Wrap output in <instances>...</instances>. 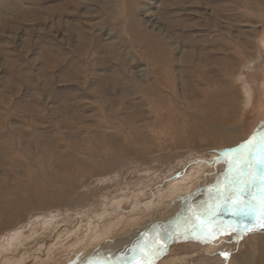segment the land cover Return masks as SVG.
Listing matches in <instances>:
<instances>
[{
  "label": "rangeland",
  "instance_id": "rangeland-1",
  "mask_svg": "<svg viewBox=\"0 0 264 264\" xmlns=\"http://www.w3.org/2000/svg\"><path fill=\"white\" fill-rule=\"evenodd\" d=\"M263 31L264 0H0V264H76L101 246L100 262L134 264L171 197L197 185L202 196L180 213L194 230L168 245L160 227L145 264H242L247 251L262 260L264 188L232 191L228 213L219 205L229 193L204 196L240 170L264 182L259 139L262 153L249 152L255 132L232 146L213 132L239 120L236 75L252 88L247 128L264 121ZM237 56L259 58L244 67L250 57ZM138 229L132 249L123 236Z\"/></svg>",
  "mask_w": 264,
  "mask_h": 264
},
{
  "label": "bare ground",
  "instance_id": "bare-ground-1",
  "mask_svg": "<svg viewBox=\"0 0 264 264\" xmlns=\"http://www.w3.org/2000/svg\"><path fill=\"white\" fill-rule=\"evenodd\" d=\"M255 34V33H254ZM259 34V33H258ZM258 37L256 38V40L257 39H261L262 40V42L264 43V31H263V33H261L260 35H257ZM251 41V40H250ZM255 54V53H254ZM249 55V54H248ZM239 59L237 60V61H239V63L240 62H243L242 60H248V57H250L249 59H251V62H249L248 64H246L244 67H249L250 66V64H252L253 62H256V60L259 58V56H257L256 58L254 57H251V56H246L247 58H245V56H237ZM246 60V61H247ZM230 62V61H229ZM242 65V64H241ZM240 65V66H241ZM231 66V65H230ZM228 67V66H227ZM234 68V67H233ZM237 68H234V69H231V68H229V70H227V69H224V73L223 74H226V76H228V75H230V76H234L236 73H237V71L238 70H240L239 69V67H238V69L236 70ZM152 70H153V68H152ZM232 77H231V79H232ZM233 78H235V80L238 82V83H241V85H242V89H243V91L242 92H244V94H245V97H244V100H243V102H241L242 104H240V105H242L241 106V110H239L240 112H241V115H240V117H239V120H238V122L237 123H226L225 125H224V127H217L218 125H216V126H214L213 128H215L214 130L215 131H213V132H216L217 134H219V136L221 135H226V139H227V141H228V144L229 145H231L232 146V144L234 145V144H236V143H238V142H240L241 140L243 141L244 139L243 138H245V137H247L246 136V134H248V133H250V132H255V136H254V141L252 142V145H251V149L249 150V152H251L252 153V155H257V153H255V150H258V143H261V144H264V141L262 140L263 139V136H264V127H262V126H264V121L262 122V124L259 126V128L257 129V130H255V129H253V130H251V129H248L247 128V126H246V123H245V118H244V115H245V112L247 111L246 109L248 108L247 106L251 103V99H252V88L250 87V86H248L247 85V83H246V79H244V78H240V75L239 76H234ZM225 79H227V78H225ZM235 81V82H236ZM257 82H259V81H257ZM235 84V83H234ZM250 85V84H249ZM258 87V86H257ZM260 87V86H259ZM224 91H225V89H224ZM228 91H229V89H228ZM226 92H227V90H226ZM244 96V95H243ZM232 97V96H231ZM234 98H235V96H233ZM225 99V98H224ZM236 99V98H235ZM243 99V98H242ZM234 102V101H233ZM239 102V101H238ZM232 103V102H231ZM236 103V102H235ZM226 104V103H225ZM228 104V103H227ZM226 104V105H227ZM198 105V104H197ZM234 105H236V104H234L233 103V106ZM239 105V104H238ZM200 106V105H199ZM262 106V105H261ZM195 107V106H194ZM208 107V106H207ZM206 107V108H207ZM199 108V107H198ZM263 108V110H264V106L262 107ZM205 109V108H204ZM225 109H228L227 107L225 108ZM200 110H201V108H200ZM207 110V109H206ZM217 110V109H216ZM198 111V110H197ZM210 111V110H209ZM223 111V110H222ZM243 111V112H242ZM193 112H194V109H193ZM218 112H221V111H218ZM228 112V111H227ZM236 112V111H235ZM170 115H171V117L173 118L174 117V115H173V113H172V110H170ZM195 113V112H194ZM196 113H198V112H196ZM195 113V114H196ZM233 113V112H232ZM200 114V113H199ZM219 114V113H218ZM206 115V114H205ZM227 115H229V113L227 114ZM234 115H237L236 113H234ZM247 115V114H246ZM222 116V115H221ZM203 118V117H202ZM208 118V117H207ZM210 118H211V116H210ZM214 118V117H213ZM221 118H224V115H223V117H221ZM198 119H201V118H198ZM209 119V118H208ZM212 119V118H211ZM226 119H227V117H226ZM225 119V120H226ZM214 120H215V118H214ZM213 120V121H214ZM222 120V119H221ZM245 120V121H244ZM194 121V120H193ZM196 121H197V119L195 120V123H196ZM217 121V120H216ZM219 121V120H218ZM232 121H234L235 122V120H232ZM205 122V121H204ZM207 122V121H206ZM205 122V123H206ZM182 123V122H181ZM185 123H186V121H185ZM184 123V124H185ZM201 123H202V121H201ZM180 124V123H179ZM191 124V123H190ZM216 124H217V122H216ZM219 124V123H218ZM183 125V124H182ZM205 125V124H204ZM208 125V124H207ZM210 125V124H209ZM179 126V125H178ZM195 127V126H194ZM196 128V127H195ZM209 128V127H208ZM198 129V128H197ZM248 129V130H247ZM199 130V129H198ZM203 130H205V129H203ZM202 130V131H203ZM206 130H207V128H206ZM251 130V131H250ZM212 131V130H211ZM207 133V132H206ZM164 134V133H163ZM163 134H161V135H163ZM165 134H167V133H165ZM171 134V133H170ZM173 134H175V133H173ZM204 133H202V135H203ZM250 134H252V133H250ZM157 135V134H156ZM187 135V134H186ZM199 135V134H198ZM214 135V134H213ZM191 136V135H190ZM207 136V135H206ZM215 136H216V134H215ZM144 137V136H143ZM154 137V136H153ZM152 137V138H153ZM161 137V136H160ZM171 137V136H170ZM174 137H177V136H175L174 135ZM145 138V137H144ZM157 138H158V136H157ZM163 138V137H162ZM164 138H166V135H165V137ZM164 138H163V140H164ZM168 138V137H167ZM210 138H214V137H212V136H210ZM145 139H147V138H145ZM171 139V138H170ZM173 139V138H172ZM171 139V140H172ZM175 139V138H174ZM177 139V138H176ZM225 139V138H224ZM224 139H223V141H224ZM253 139V138H252ZM259 139V142L257 143V140ZM142 140H143V138H142ZM162 140V139H161ZM133 141L135 142V140L133 139ZM137 141V140H136ZM157 141V140H156ZM166 142H167V140H165ZM164 141V142H165ZM170 141V140H169ZM168 141V142H169ZM175 141V140H174ZM173 141V142H174ZM222 141V140H221ZM158 142H159V140H158ZM157 142V143H158ZM154 143V142H153ZM191 143V142H190ZM189 143V144H190ZM221 143V142H220ZM220 143L217 145V146H219L220 145ZM247 143H249V142H247ZM158 144H160V143H158ZM193 144V142L191 143V145ZM224 144H226V143H224ZM227 144V145H228ZM240 144V143H239ZM161 145V144H160ZM163 145V144H162ZM166 145V144H165ZM223 145V144H222ZM228 145V146H229ZM242 145V144H241ZM153 146V145H152ZM158 146V145H157ZM189 146V145H188ZM216 146V145H215ZM214 146V147H215ZM216 146V147H217ZM225 146V145H224ZM236 146V145H235ZM234 146V147H235ZM147 147V146H146ZM165 146L163 145V148H164ZM169 147V146H168ZM208 147H210V146H208ZM207 147V148H208ZM220 147V146H219ZM218 147V148H219ZM230 147V146H229ZM143 149H144V147H142ZM166 148V147H165ZM164 148V149H165ZM195 148V147H194ZM204 148V147H203ZM211 148V147H210ZM136 149V148H135ZM148 149V148H147ZM199 149V148H198ZM105 150V149H104ZM137 150H138V148H137ZM140 150V149H139ZM142 150V149H141ZM148 150H150V148L148 149ZM157 150V149H156ZM155 150V151H156ZM161 149H159V151H160ZM184 150V149H183ZM195 150V149H194ZM203 150V149H202ZM205 150H206V148H205ZM219 150V149H218ZM222 150V149H221ZM228 150V149H227ZM230 150H231V148H230ZM147 151V150H146ZM151 151H154V150H152V148H151ZM193 151V150H192ZM200 151V150H199ZM232 151V150H231ZM230 151V152H231ZM176 152V151H175ZM178 152V151H177ZM183 152V151H182ZM93 153H94V151H93ZM97 153V152H96ZM112 153V152H111ZM171 153V152H170ZM180 153V152H179ZM216 153V152H215ZM228 153V152H227ZM95 154V153H94ZM100 154H102V153H100ZM160 154H161V152H160ZM164 154H165V152H164ZM141 155V154H140ZM143 155V154H142ZM144 155H145V153H144ZM147 155V154H146ZM151 155V154H150ZM153 155H154V153H153ZM217 155V154H216ZM137 156H139V154L137 155ZM159 156V155H158ZM161 156V155H160ZM210 156V155H209ZM258 156V155H257ZM124 157V156H123ZM143 156H141V158H142ZM163 156H161V158H162ZM229 157V156H228ZM256 157V156H255ZM95 158V157H94ZM253 158V157H252ZM259 158V157H258ZM257 157H256V159H258ZM138 159V158H137ZM146 159V158H145ZM152 159V158H151ZM149 160V159H148ZM154 160V159H153ZM152 160V161H153ZM159 160V159H158ZM223 160H224V158H223ZM253 160H255V159H252V161ZM146 161V160H145ZM163 161H165V160H163ZM96 163H98V162H96ZM153 163V162H152ZM156 163V162H155ZM160 163H161V161H160ZM148 164V163H147ZM251 164H254V163H251ZM198 166H199V164H198ZM200 166H202V165H200ZM195 168V167H194ZM197 168H199V167H197ZM81 170V169H80ZM197 170V169H196ZM200 170V169H199ZM203 170V169H202ZM193 171V170H192ZM191 172V171H190ZM195 172V171H194ZM246 172V171H245ZM188 173V172H187ZM196 173V172H195ZM201 173V172H200ZM237 173V172H236ZM30 174V173H29ZM77 174V173H76ZM79 174V173H78ZM194 174V173H193ZM197 174V173H196ZM200 175V174H199ZM235 175V174H234ZM239 175V174H238ZM237 175V176H238ZM241 175H244V174H241ZM30 176V175H29ZM28 176V177H29ZM186 176V175H185ZM193 176V175H192ZM197 176H198V174H197ZM196 176V177H197ZM233 176V175H232ZM232 176H228L227 177V179L225 180V181H227L228 180V178H230V179H234L235 178V176H234V178L232 177ZM56 177H58V176H56ZM64 177V176H63ZM216 177V176H215ZM247 177V176H246ZM33 178V177H32ZM66 178H68V177H66ZM241 177H239V179H240ZM259 178V177H258ZM263 178V177H262ZM29 179V178H28ZM57 179V178H56ZM69 179V178H68ZM182 179V178H181ZM187 179V178H186ZM229 179V180H230ZM242 179H244V178H242ZM255 179V178H254ZM30 180V179H29ZM33 180V179H32ZM35 180V179H34ZM33 180V181H34ZM53 180H55V179H53ZM58 180V179H57ZM81 180V179H80ZM261 180V179H260ZM32 181V182H33ZM59 181V180H58ZM49 182V181H48ZM53 182H56V181H53ZM53 182H52V184H53ZM65 182H67V181H65ZM179 182V181H178ZM178 182H176V183H178ZM56 183H58V182H56ZM55 183V184H56ZM180 183V182H179ZM30 184H32L31 183V181H30ZM171 184V186H170V188H169V190L168 191H171L170 192V194H172L174 191H175V188H176V184H174V183H170ZM169 184V185H170ZM57 185H59V183L57 184ZM186 185V184H185ZM236 185H240V180H238L237 182H234V184H233V186H236ZM63 186V185H62ZM198 189H196L197 191H199V192H195V191H192V192H189V193H187V194H189V195H186V196H182V195H180V199L179 198H177L178 196H176V197H171V201H170V203H171V206H172V212L170 211V212H168L167 213V215H166V217L165 218H163V220H161V222L160 223H157V224H155V225H157V229H156V233L154 234V233H152V235L150 234L149 236H151L150 238L148 237V235L147 234H149L148 232H145V235H146V237L143 239V237L145 236V235H143L142 237H141V239L143 240V242H142V247H144V248H147L149 245H145L146 243H147V241L149 240L150 242H151V244L152 245H154V246H157V244H159V242L161 241V238H160V233H161V228L160 227H162L163 225H167L168 224V228L170 227L169 226V224H172L171 225V227H170V229H168V230H165V232L166 233H164V231H163V235H164V239L166 240V238H165V236L168 234L170 237H172L171 239L172 240H174V239H176V238H174V237H177V235L178 234H185V235H187V233L188 232H191V231H193L194 230V228L192 227L193 226V224H190L189 226H190V229L189 230H187V231H184L183 229H184V227L185 226H183V227H178L179 225H178V223H179V218H181L182 219V222H184V220H185V215L186 214H180V213H182L183 211H185L186 210V207L189 205V204H191L192 202L194 203L195 202V200L197 199H199L201 196H202V194H201V187L199 186V185H197L196 186ZM224 187H227V185H225V184H223V185H221V186H219V188H218V192L217 193H220L218 196H219V198H217V199H212V201L211 202H217V200H219L220 199V197H221V195L222 194H224V195H226L227 193V189H228V187H229V185H228V187H227V189L226 188H224ZM32 189V188H31ZM59 189V188H58ZM63 189V188H62ZM71 189H72V187H71ZM212 189H214V190H216L215 188H212ZM26 190V189H25ZM252 190V189H251ZM58 191V190H57ZM56 191V192H57ZM59 191H60V189H59ZM249 191V190H248ZM85 192V191H84ZM163 192V191H162ZM195 192V193H194ZM211 192V190L209 191V193ZM258 192V191H257ZM59 193V192H58ZM74 193V192H73ZM165 193V192H164ZM204 193V192H203ZM214 193H215V191H214ZM222 193V194H221ZM81 194H82V192H81ZM251 194V193H250ZM264 194V193H263ZM59 195V194H58ZM83 195V199L86 201L88 198V193L86 192L85 194H82ZM173 196L175 195V193H173L172 194ZM249 195V194H248ZM79 196V195H78ZM77 196V197H78ZM232 196H233V193L232 192H230L229 193V195L227 196V198L224 200V201H221V203H220V205H219V207H222V208H224V209H222L223 211H222V213H228L229 211H231V210H229L230 208H231V206L230 205H232V204H230L229 202L230 201H232ZM244 196V195H243ZM254 196V195H253ZM258 196V195H257ZM66 196H64V198H65ZM69 198V197H68ZM76 198V197H75ZM59 199H61V198H59ZM58 199V200H59ZM182 199V200H181ZM229 199V200H228ZM255 199H257V198H254L253 200H255ZM248 200V199H247ZM252 200V199H251ZM77 200H75V202H76ZM80 201H82V198L80 197V199L77 201V202H79L80 203ZM188 203V205H186V202ZM61 202V201H60ZM74 202V201H73ZM209 202V201H208ZM251 202V201H250ZM256 202V201H255ZM207 203V202H206ZM241 203V202H240ZM41 204V202H39V205ZM57 204V203H56ZM62 204V203H61ZM182 204H184V206L182 205ZM196 204V203H195ZM212 204V203H211ZM239 204V203H238ZM247 204V203H246ZM252 204V203H251ZM30 205V204H29ZM152 205V204H151ZM175 205V207H173ZM234 205H235V203H234ZM233 205V206H234ZM33 206V205H32ZM190 206V205H189ZM193 206V205H192ZM198 206H199V204H198ZM201 206V205H200ZM205 206V205H204ZM209 205H208V203H207V207H208ZM225 206V207H224ZM228 206H230V208L228 207ZM18 207V206H17ZM29 207V206H28ZM38 207V206H37ZM50 207V206H49ZM193 207H195V205L193 206ZM192 207V208H193ZM206 207V206H205ZM213 208H215V206H212ZM144 208V207H143ZM169 208V209H170ZM189 208V207H188ZM191 208V209H192ZM198 208V207H197ZM10 209V208H9ZM8 209V210H9ZM207 209V208H206ZM239 209H241V208H239ZM39 210V209H38ZM156 210V209H155ZM161 210V209H160ZM200 210V209H199ZM208 210V209H207ZM13 211V210H12ZM70 211V210H69ZM16 212H18V211H16ZM213 212V211H212ZM1 214H2V212H1ZM134 214V213H133ZM7 215H9V214H7ZM6 215V216H7ZM11 215V214H10ZM178 215V217H176ZM194 215V214H193ZM13 216V215H12ZM12 216H10V217H12ZM128 216V215H127ZM176 217V218H175ZM213 217V216H212ZM175 218V220H173L174 222H171L170 223V221L172 220V219H174ZM22 220L24 219V218H21ZM26 220V219H25ZM24 220V221H25ZM49 220V219H48ZM13 221H15V220H13ZM19 221H21V220H19ZM18 221V222H19ZM206 221H207V219H206ZM16 222V221H15ZM22 222V221H21ZM20 224V223H19ZM23 224H24V222H23ZM91 224V223H90ZM15 226H16V224H14ZM155 225H153L152 227H155ZM189 226H186V227H188L189 228ZM110 227V226H109ZM152 227H150L151 229H152ZM8 228H10V227H8ZM15 228V227H14ZM44 227H42V229H43ZM175 228V229H174ZM16 229V228H15ZM19 229V228H18ZM11 230V229H10ZM183 230V231H182ZM19 231V230H18ZM42 231V230H41ZM100 231V230H99ZM135 231H137V230H134V232ZM138 231L139 232H136V233H134L133 231H131V232H129V233H127V234H125L123 237H125V241L127 240V246L128 247H130V248H132V245H131V241H134L135 239H136V237H138L139 236V234L140 233H144V232H141V231H143V230H141V229H138ZM9 233V232H8ZM37 234H38V231L36 232ZM173 233H175V234H173ZM16 234V233H15ZM5 235H8L7 233H5ZM13 235H14V233H13ZM12 235V236H13ZM17 235H19V237H21L22 238V236H20L21 234H19V233H17ZM56 235V234H55ZM74 235V234H73ZM72 235V236H73ZM191 235V234H190ZM15 236V235H14ZM27 236V235H26ZM25 236V237H26ZM38 236V235H37ZM36 236V237H37ZM77 236V235H76ZM88 236V235H87ZM11 237V236H10ZM17 237V236H16ZM16 237H14V239L16 238ZM18 237V238H19ZM24 237V238H25ZM35 237V236H34ZM33 237V238H34ZM61 237V236H60ZM100 237H101V235H100ZM13 238V237H12ZM17 238V239H18ZM134 238V239H133ZM174 238V239H173ZM254 238V240H257L258 238H257V236H254L253 237ZM20 239V238H19ZM18 239V240H19ZM34 239H36V238H34ZM33 239V240H34ZM57 239V238H56ZM123 239V238H122ZM122 239H119V240H122ZM21 240V239H20ZM24 240V243H25V239H23ZM27 240H29V239H27ZM26 240V241H27ZM61 240V239H60ZM101 240V239H100ZM259 240V239H258ZM10 241H12L11 239H10ZM30 241V240H29ZM62 241V240H61ZM96 241H98V239L96 240ZM251 241V240H250ZM249 241V242H250ZM252 241H253V239H252ZM18 242H20V241H18ZM21 242H22V240H21ZM60 242V241H59ZM58 242V243H59ZM72 242H74L73 240L71 241V244H72ZM135 242V241H134ZM248 242V241H247ZM3 243V242H2ZM12 243V242H11ZM16 243H17V241H16ZM56 243V242H55ZM61 243V242H60ZM69 243V242H68ZM67 243V244H68ZM162 243V241L160 242V244ZM257 244H258V242H256ZM18 245V244H17ZM55 245V244H54ZM61 245H62V243H61ZM165 246H167L166 244H164ZM14 246V245H13ZM5 247V246H4ZM3 247V248H4ZM56 247H58V246H56ZM63 247V246H62ZM62 247H61V249H62ZM70 247H72V245H70ZM69 247V248H70ZM50 248V247H49ZM52 248V247H51ZM50 248V249H51ZM65 248H67L66 247V245H65ZM10 249V251H13V250H11V248H9ZM16 249V248H15ZM57 249V248H56ZM60 248H58L57 250H59ZM63 249H64V247H63ZM133 249V248H132ZM254 249V248H253ZM44 250V249H43ZM48 250V249H47ZM55 250V249H54ZM68 250V249H67ZM2 251V250H1ZM7 251V250H6ZM45 251V250H44ZM52 251H53V249H52ZM109 251V246L108 247H106V246H101V247H98V249L96 250V251H94L93 253H89V254H85L86 256H84L83 258H82V260H80L79 262H77L76 264H90V261H93V259L95 260V262H99V260L101 259V258H103L104 256H105V254L107 253ZM137 251V250H136ZM250 251V250H249ZM57 251H55V253H56ZM88 252V251H87ZM17 253V252H16ZM44 253V252H43ZM45 253H47V252H45ZM50 253V252H49ZM49 253H48V257H49ZM62 253V252H61ZM140 253V252H139ZM14 254V253H13ZM52 255L54 254L53 252L51 253ZM161 254H162V250H161ZM58 255V254H57ZM244 255V254H243ZM243 255H241L240 257H242ZM246 255H247V257H246ZM246 255L245 256H243L242 258V261H243V263L242 264H264V258H262V260H256V258L254 257V256H252L251 255V252L249 253L248 251H247V253H246ZM1 256V255H0ZM161 256V255H160ZM6 257V256H5ZM8 257V256H7ZM12 257V259L15 257H13V256H11ZM21 258H22V255L20 256ZM41 255H40V259H41ZM47 257V258H48ZM52 257V256H51ZM245 257H246V260H245ZM263 257H264V255H263ZM54 258V257H53ZM9 259H11V258H9ZM16 259V258H15ZM24 259V258H23ZM43 259V258H42ZM51 259V258H50ZM56 259V258H55ZM145 259H146V257H145ZM169 259V258H168ZM180 259V258H179ZM233 259V258H232ZM3 260V259H2ZM14 260V259H13ZM19 260V259H18ZM97 260V261H96ZM7 261V260H6ZM12 261V260H11ZM15 261V260H14ZM17 261V260H16ZM21 261V260H20ZM19 261V262H20ZM45 261V260H44ZM235 261V260H234ZM4 262V261H3ZM18 262V263H19ZM25 262V261H24ZM167 260L166 259H164L163 260V262H162V264H167ZM7 263V262H6ZM12 263V262H11ZM18 263H16L15 262V264H18ZM93 263V262H92ZM153 263H154V260H153ZM153 263H151V264H153ZM13 264V263H12ZM97 264H99V263H97Z\"/></svg>",
  "mask_w": 264,
  "mask_h": 264
},
{
  "label": "water",
  "instance_id": "water-1",
  "mask_svg": "<svg viewBox=\"0 0 264 264\" xmlns=\"http://www.w3.org/2000/svg\"><path fill=\"white\" fill-rule=\"evenodd\" d=\"M259 147H262V149H263V147H264V145L263 144H261ZM263 151V150H262ZM262 153V152H261ZM260 153V154H261ZM259 154V155H260ZM258 155V156H259ZM254 159H256V157L254 158ZM251 162H252V156H250L249 158H248V163L249 164H251ZM241 172H242V170H240L237 174H235V175H233L232 177L234 178V176H235V178L232 180V179H230L228 182H226V185H227V187H228V185H229V187H228V189H227V194L228 193H230V192H232V191H234L235 190V192H238V191H242V190H244V189H246V188H251V187H253V186H255L254 184H257L256 186V188L255 189H261V188H264V182L263 181H256V180H251V181H249L245 176H242L241 175ZM239 174V175H238ZM238 175V176H237ZM239 177H241V178H244V179H239ZM238 180H240V185H236V186H233V184H234V182H237ZM195 192H199V191H196L195 190ZM194 192V193H195ZM205 198H212V197H215V198H219V196H218V194H214V193H212V194H210V195H207V196H204ZM176 217H178V215L176 216ZM175 217V218H176ZM175 218L174 219H172L171 221H170V223L171 222H174L173 220H175ZM167 228V227H166ZM167 230H168V228H167ZM166 233V232H165ZM165 238H166V244H168L169 245V241L171 240V238L172 237H170L168 234L165 236ZM169 242V243H168ZM147 243H149V246L147 247V248H144V247H142L143 248V250L141 251V253H140V255L139 256H137L136 257V259L134 260V261H132V262H134V264H145V262L143 261V260H145V257H146V259H148V260H154V258H151V256L155 253V252H157V249H158V247L161 245H159V244H157V246L155 247V249H152L151 248V242L148 240L147 241ZM146 243V244H147ZM164 244V243H163ZM148 260H146V261H148ZM99 264H109L108 262H98Z\"/></svg>",
  "mask_w": 264,
  "mask_h": 264
},
{
  "label": "crops",
  "instance_id": "crops-1",
  "mask_svg": "<svg viewBox=\"0 0 264 264\" xmlns=\"http://www.w3.org/2000/svg\"><path fill=\"white\" fill-rule=\"evenodd\" d=\"M247 154V153H246ZM247 157V156H246ZM246 163V162H245ZM179 224V223H178ZM181 225V227H183L184 225H183V223H182V221H180V224H179V226ZM168 228V227H167ZM167 228L165 229V230H167ZM168 229H170V227L168 228ZM165 230H164V233H165Z\"/></svg>",
  "mask_w": 264,
  "mask_h": 264
}]
</instances>
